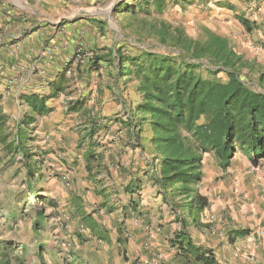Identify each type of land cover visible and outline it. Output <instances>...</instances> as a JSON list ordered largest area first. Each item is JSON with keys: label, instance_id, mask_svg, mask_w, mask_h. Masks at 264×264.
<instances>
[{"label": "trees", "instance_id": "trees-1", "mask_svg": "<svg viewBox=\"0 0 264 264\" xmlns=\"http://www.w3.org/2000/svg\"><path fill=\"white\" fill-rule=\"evenodd\" d=\"M197 1L209 3L215 0H125L115 8V13L130 14L132 23L138 16L136 5L147 15H162L170 6L184 8ZM215 5L223 7L227 4L215 1ZM229 10L235 11V8L230 6ZM235 18L248 33L260 29L256 21L242 14L236 13ZM95 21L104 33L106 23ZM142 32L146 38H155L162 45L170 44L169 53L144 49L135 55L122 47L101 52L90 60L91 71L99 70L100 63L104 62L116 72L113 76L116 87L122 83L123 87L118 88V101L123 106V114H119L114 122L127 129L133 141L131 152L140 159L137 172L123 188L130 197L123 213L138 212L140 202L136 197L139 199L144 186L150 184L156 198L168 207L172 222L179 226L169 240L176 257L183 264H222L214 249L200 245L191 234L193 229L209 230L213 226L206 221L205 215L211 209V201L201 191L205 178L204 158L212 157L225 173L237 154H243L255 167L264 163V71L258 72V89L248 85L243 72H255V64L238 52L227 37L209 28L204 29L203 39L196 40L186 36L181 29L171 33L164 23L156 27L140 20L138 34L142 35ZM55 78L48 85L49 93L20 96L25 110L13 128H10L11 119L3 109L4 98L0 94V145L7 155L21 156L25 171L22 195L30 194L36 205L51 207L53 201L44 196V192L36 190L45 177L47 152L35 144V137L38 121L54 112L49 106L50 100L61 95L70 97L67 92L70 79L64 68ZM64 114L81 119L79 132L82 135L77 148L84 149L88 178L101 183L97 170L105 169L108 177L111 173L105 163L104 151H98L104 149L105 144L98 139L102 132H109L111 121L104 123L100 116L93 115L85 99L67 101ZM126 171L121 168L124 174ZM99 194L105 196L103 190ZM36 205L31 206L34 211ZM80 205H75L76 215L91 237L111 244L110 230L94 217L97 212L87 213ZM107 207V202H103L101 208ZM36 213V224L40 226L47 216L42 209ZM14 215L12 212L11 218ZM122 227L118 226L115 239L121 248L129 243V236H123ZM250 234L248 228L233 230L229 241ZM78 237L81 243L89 241L81 234ZM10 248L21 247L11 241L4 243L0 249L3 264H8ZM122 251L126 253V248Z\"/></svg>", "mask_w": 264, "mask_h": 264}, {"label": "rangeland", "instance_id": "rangeland-1", "mask_svg": "<svg viewBox=\"0 0 264 264\" xmlns=\"http://www.w3.org/2000/svg\"><path fill=\"white\" fill-rule=\"evenodd\" d=\"M76 1V9L73 7V14L67 15L64 20L68 22L63 24V26H68V23H71L76 35L73 37L72 50L68 52L69 55L72 54L80 37L88 42V46L94 50L95 56L101 52L122 47L135 55L144 49L159 54H168L170 44L162 45L155 38H146L145 34L143 35L144 32L142 35L138 34L140 20H145L147 25L155 24L156 27L164 23L169 27L171 33L181 29L186 36L196 40L203 39L204 29L209 28L227 37L238 52L242 53L249 62L255 64L256 73L248 74L245 70L243 75L248 85L258 89V72L264 71V0H220L227 3L223 7L215 5V1L219 0L209 3L197 1L194 5H185L184 8L170 6L162 15H147L141 11L139 5H136L138 16L132 22L133 26L129 21L131 20L130 14L115 13V8L125 0ZM228 6L235 8V11H232L233 14L227 12ZM236 13L246 16L250 20L251 18H260V29L248 33L236 20ZM95 20L106 23L104 33L98 29ZM33 31L35 30H31V32ZM36 40L39 41V44L30 46L31 54H33L31 65L33 60L39 61L40 64L42 53L39 50L46 46L40 38ZM69 43L70 41L64 48L70 49ZM59 61L62 60L59 59ZM102 63L106 65L104 62ZM82 65L79 64V67ZM108 69L112 72L109 78L104 75V79L101 77L97 79L104 83L107 89H114L118 92V88H122L123 85L119 83L116 87L113 77L116 76V72L110 67ZM33 86L37 85L32 83L28 88L32 89ZM0 93L4 92L0 91ZM22 94L23 91L14 93L10 97L7 94L3 95V109L10 116V128H13L14 122L24 113L25 106L20 101ZM105 95L106 92L102 91V95L94 96L90 102H94L95 105L90 106L100 110L101 104L97 98L103 102ZM64 96L66 95H61L56 99L54 112L38 121L35 137V144L39 145L43 152H47L43 171L45 177L36 190L40 193L44 192V196L53 201V207L48 204L36 205L35 199L29 197L30 194L22 195L25 171L22 168L21 156L15 158L7 155L0 145V249L4 243L9 241L21 247L17 250L11 248L8 250V264H107L106 261L111 264L117 262L123 264L128 259L127 254L131 260L137 257L136 253L138 252L133 249L134 242L129 239L126 247L123 246L122 249L110 248L103 253V246L106 247L108 244L91 237L88 228L80 223L73 206L84 204V211L87 213L97 212L96 215L100 214L102 219L105 215H116L115 220L112 221V227L108 222H106V226L101 223L104 228L110 230L111 246L118 237L117 228L119 225L124 228L123 236H129V232L132 230L131 218L129 220L126 217H120L119 214H123L124 206L130 198L123 188L128 185L129 179H132L133 174L137 172L140 159H138V155L134 156L131 152L130 143L133 141L127 129H123L120 123L110 122L109 132L106 135L102 132L98 139L105 144V148H100L98 151H104L105 163L111 176L108 177L105 169L100 168L97 171L98 179L102 180L101 183L90 180L85 168L84 149L77 148L79 140L75 135L82 129V126L79 125L75 116L70 117L64 114L66 106ZM114 107L111 115L113 114L112 117L117 118L119 107L117 105ZM121 168L132 174L123 175ZM204 174L201 191L210 197L212 206L208 211L209 214L221 210L224 215H227L230 211V204L227 203L228 200L225 203L223 201L228 199V194L231 193L247 198L248 204L261 203V198L264 197V163H261L260 167H255L243 154L236 155L231 168L226 173L221 171L212 157L206 156L204 158ZM102 190L106 197L99 194ZM152 194L154 192L151 185L146 184L141 196L136 199L143 204L147 202V198H152ZM78 199L81 201H77ZM159 200L160 208H165L168 211V207L162 205L161 199ZM103 202H107V208H101ZM33 204L36 205L35 211L31 207ZM41 209L45 211L47 218L39 226L36 224V212ZM12 212L15 213L14 218H11ZM78 234L88 238L89 241L81 243ZM125 248L130 250L127 251V254L122 251ZM145 249L146 247L143 245V249L139 250L140 253L142 250L145 252ZM136 262H139V258ZM0 264H3L1 257Z\"/></svg>", "mask_w": 264, "mask_h": 264}, {"label": "crops", "instance_id": "crops-1", "mask_svg": "<svg viewBox=\"0 0 264 264\" xmlns=\"http://www.w3.org/2000/svg\"><path fill=\"white\" fill-rule=\"evenodd\" d=\"M76 2V0H0V60L2 63H19L23 61L28 50H31L30 46L39 44V41L36 39L40 38L46 44L42 50H39L42 53L40 65L48 71L51 81L55 80L57 73L63 69L67 61L68 52L72 50L73 37L76 36L74 28L70 25L71 23H68V26H63L64 23L68 22L64 20L65 17L73 14V7L76 9ZM229 7L227 12L233 14L229 10ZM251 20L259 24V20L261 19L251 18ZM31 30L35 31L31 32ZM53 39L62 41L63 43L61 44L64 47L70 41L68 45L71 48L58 49L54 52L53 58L50 59L45 51L50 43L49 41H53ZM14 46H18L21 51L16 58H11L8 55V50L14 48ZM59 59L62 61H59ZM90 66L77 68L74 76L71 77L73 79L68 83L69 89L67 92L70 94V97L64 96V103L70 99H85L93 115L100 116L104 123L108 122V120L114 122L116 117H112L113 114L111 115L113 107L117 105L119 107L118 113L123 114V106L118 101V92L114 89H107L105 84L99 80L100 77L104 79L106 75L109 78L112 72L103 63H100L99 70L96 71L88 70ZM5 73H7L6 70L1 72L0 82L4 81L3 75ZM23 77H25V80L15 88L16 92H13L12 95L22 91L23 94H45L50 92L49 87H42L40 85L38 75H32L29 72L23 74ZM32 83L37 86L29 89L28 86ZM102 91H105L106 95L103 102L97 98V101L101 104L100 110H98L90 106L95 105L93 104L94 102L90 101L94 99V96L98 97L102 95ZM56 103L57 100L52 99L49 102V106L55 109ZM103 105L104 107L102 108ZM65 110L66 106L64 113ZM75 119L79 123L81 122V119L76 116ZM106 133L104 132L103 134L106 135ZM75 135L77 136V140H79L82 134L76 132ZM128 174L130 172L123 175L126 176ZM154 196L152 194V198H147L146 203H140L138 212H132V214L129 213L126 216L124 213L119 214L120 217H126L129 220L131 218L130 224L132 230L129 232V239L134 242L136 248L134 247L133 249L138 252L136 253L137 257L131 260L127 254V251L130 250L126 249L128 259L123 264H183L176 257V251L170 247L169 243V240L174 236L179 226L172 222L173 218L165 208H160V200ZM261 199V203L248 204L247 198L236 196L233 193L228 194V199L224 200L223 198V203L228 200L227 203L230 204V211L227 215H224V212L221 210L214 214L206 212V221L212 223L213 226L209 230H191L194 240L200 245L214 249L218 260L222 264H264V197ZM79 207L83 208L85 205L82 204ZM73 210L76 213L75 205L73 206ZM115 216L105 215L104 219H102L100 214L99 216L94 215L97 221L104 226L108 222L110 227H112V221L115 220ZM136 221L137 223H135ZM246 228L251 230L249 236L238 238L234 242L229 241L231 231ZM143 245L146 247V251L143 252L142 250L143 253H140L139 250L143 249ZM130 247L132 248L131 242ZM110 248L122 249L114 240L113 246L111 244H108L106 247L103 246V253H105L104 251L107 252ZM138 258L139 262H136ZM106 262L107 264H111L109 261ZM116 264L120 263L117 262Z\"/></svg>", "mask_w": 264, "mask_h": 264}, {"label": "built area", "instance_id": "built-area-1", "mask_svg": "<svg viewBox=\"0 0 264 264\" xmlns=\"http://www.w3.org/2000/svg\"><path fill=\"white\" fill-rule=\"evenodd\" d=\"M41 36H43V34H41ZM49 42L50 43L46 47L47 49L45 53L51 59L53 58L54 52H56L58 49L61 50V48H64V46H62L59 41L54 39L53 41L50 40ZM20 51L21 49H19L18 46H14V48L8 50V55L11 58H16ZM31 53L32 51L28 50L25 59L19 63H2L0 60V75L3 70L7 71V73L3 75L4 81L0 82V91L4 92L3 94L0 93L2 96L7 94L10 97L12 93L15 92V88L22 84L25 80L23 74L29 72H31L32 75H38L39 83L42 87H48L49 83L51 82L49 73L46 69H44L45 67L39 64V61L33 60L31 65L33 59V54ZM93 57H95L94 50L88 46V42H86L83 37H80L75 44L72 54L68 56V59L64 64L63 68L65 70V75L68 78L73 77L77 68H79V64H83V67H87L90 65V60ZM135 223H137V221Z\"/></svg>", "mask_w": 264, "mask_h": 264}]
</instances>
